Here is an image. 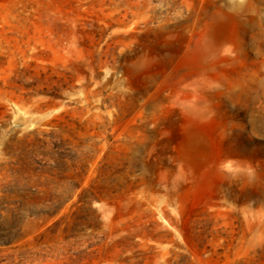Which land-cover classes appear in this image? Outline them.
<instances>
[{
	"label": "rangeland",
	"instance_id": "1",
	"mask_svg": "<svg viewBox=\"0 0 264 264\" xmlns=\"http://www.w3.org/2000/svg\"><path fill=\"white\" fill-rule=\"evenodd\" d=\"M0 264H264V0H0Z\"/></svg>",
	"mask_w": 264,
	"mask_h": 264
},
{
	"label": "bare ground",
	"instance_id": "2",
	"mask_svg": "<svg viewBox=\"0 0 264 264\" xmlns=\"http://www.w3.org/2000/svg\"><path fill=\"white\" fill-rule=\"evenodd\" d=\"M218 24L221 26V25H224L227 23V19L224 18V17H219L218 18ZM189 143L191 146L193 147H200L202 144H203V141H202V138L199 136V135H192L190 137V140H189Z\"/></svg>",
	"mask_w": 264,
	"mask_h": 264
}]
</instances>
